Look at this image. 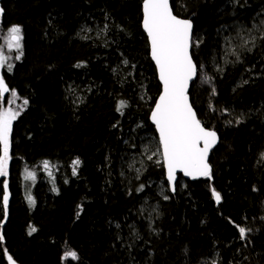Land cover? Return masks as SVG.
I'll return each mask as SVG.
<instances>
[{
	"label": "trees",
	"instance_id": "trees-1",
	"mask_svg": "<svg viewBox=\"0 0 264 264\" xmlns=\"http://www.w3.org/2000/svg\"><path fill=\"white\" fill-rule=\"evenodd\" d=\"M142 2L1 1L0 75L9 92L0 110L10 104L23 112L13 123L8 174L0 176V264L12 263L8 255L18 264H264V0H172L175 14L195 25L192 104L221 138L211 178H180L175 193L149 120L161 85ZM13 25L22 29L19 60L8 48ZM222 28L233 35L243 28L237 39L248 35L253 49L235 38L239 60L230 56L216 72L208 58L222 49ZM120 101L126 106L117 111ZM147 142L158 158L148 159ZM159 182L169 188L163 195ZM237 226L251 230L246 239ZM68 251L78 260L63 259Z\"/></svg>",
	"mask_w": 264,
	"mask_h": 264
},
{
	"label": "snow or ice",
	"instance_id": "snow-or-ice-1",
	"mask_svg": "<svg viewBox=\"0 0 264 264\" xmlns=\"http://www.w3.org/2000/svg\"><path fill=\"white\" fill-rule=\"evenodd\" d=\"M0 8V15L3 14ZM143 28L147 33L150 42V54L155 62L159 79L162 82L163 90L151 113V120L159 133V145L162 148L163 164L166 166L167 181L171 190L175 192V181L177 171L192 179L199 177L211 178V166L208 163V153L217 143V134L214 130L205 128L197 117V113L189 102L188 87L189 82L198 73V65L193 59L190 51L198 42L193 40L192 23L190 20L180 19L173 14L169 0H143ZM9 31L8 48L15 49L20 54L15 58L19 60L23 54L22 49V29L19 25H13ZM247 40L242 46H246ZM238 58V57H237ZM6 63V57L0 52V67ZM127 64V61H124ZM199 67H203L200 65ZM12 65H7V70L11 71ZM9 92V87L3 75H0V97ZM12 95L16 93L12 90ZM24 105L28 100L23 101ZM124 101L119 102L117 111L125 107ZM19 112L11 109L0 110V176L8 174V161L10 157L12 121ZM159 151V149L157 150ZM153 152L148 159L156 155ZM159 163V161H157ZM80 160L75 159L73 164V175L76 174ZM45 169L49 168V162L43 164ZM51 175V173H49ZM35 179L33 172H28L27 177ZM143 185H141V189ZM55 191V189H53ZM140 190V189H138ZM215 201L219 203L222 199L219 192L212 189L211 192ZM165 196L164 199H168ZM30 203H34L31 196L28 197ZM9 203V192L7 181L3 183L2 206L4 217H7ZM79 215V213H77ZM119 227V225H117ZM241 239L247 238V232L251 231L242 226H237ZM37 231L32 228V232ZM4 237L0 235V240ZM63 259L71 258L78 260L75 251H68L63 254ZM8 261L15 264L13 257L8 255Z\"/></svg>",
	"mask_w": 264,
	"mask_h": 264
},
{
	"label": "rangeland",
	"instance_id": "rangeland-1",
	"mask_svg": "<svg viewBox=\"0 0 264 264\" xmlns=\"http://www.w3.org/2000/svg\"><path fill=\"white\" fill-rule=\"evenodd\" d=\"M1 1L0 0V5H1ZM264 25V22L261 23ZM254 29L257 31L259 29V26H255ZM88 34L91 32L90 30L87 31ZM244 33L243 31V28H239V31L237 30L236 32V35H233L232 34V31L229 29V28H225V29H220L218 34H217V38L220 39L219 42H217L218 44H222V49L220 51V48L219 49H215L213 50L212 49V54L209 55V63L208 65L209 66H213V70L216 71V72H219V68L222 66V65H227L229 62H230V59L229 57L232 56L233 58L235 57L236 59L239 60V54L236 53V48L234 47L233 48V44H234V41H235V38L236 40L238 41L239 44H243V41L247 39L248 35L244 34L241 39H237L239 38L242 34ZM264 35V31H263V34ZM241 48H246V49H250L252 50L253 49V42L249 39L248 40V43L246 46H241ZM228 52L229 54L225 55V53H222V52ZM238 57V58H237ZM218 60L221 61V64L218 65ZM254 67H252V71H253ZM7 109H11L12 111L14 112H19V115L17 116V118L12 121V128H13V123L18 119V117L21 115V113L23 112V108L20 107L19 109L11 106L10 104H5L1 110H7ZM152 143V142H151ZM149 143L147 142L145 148H146V152L150 155H152L153 152H156L157 154L152 156V158L156 157L158 158V152L152 148L149 149L148 147ZM161 151V150H159ZM10 157H11V152H10ZM160 159L162 160V155L160 154ZM10 163H11V159L8 161V168L10 166ZM8 184V183H7ZM168 184V187H169V183L167 182ZM179 184V183H178ZM158 186H159V192L160 194H164L165 191L169 190V188L165 187V185L162 183V182H159L158 183ZM8 192H9V187H8ZM9 198H10V192H9Z\"/></svg>",
	"mask_w": 264,
	"mask_h": 264
},
{
	"label": "water",
	"instance_id": "water-1",
	"mask_svg": "<svg viewBox=\"0 0 264 264\" xmlns=\"http://www.w3.org/2000/svg\"><path fill=\"white\" fill-rule=\"evenodd\" d=\"M169 4H170V7H171V9H172V11H173V14L176 15L175 12H174V10H173V7H172L171 0H169ZM176 16H177V15H176ZM177 17L180 18V19L190 20V19H188V18H182V17H179V16H177ZM190 21H191L192 26H193V27H192V31H193V37H194V29H195V25H194V22H193L192 20H190ZM142 22H143V2H142ZM142 28H143V23H142ZM143 31H144V33H145L147 39H148L149 50L151 51V49H150L149 38H148L147 33H146V31L144 30V28H143ZM190 51H191V53H192V48L190 49ZM150 58H151L153 64L155 65V67H156V70H157V76H158L159 83H160V85H161V93H162L163 86H162V82H161L160 79H159L158 68H157L155 62L153 61V59H152V57H151V54H150ZM193 59H194V58H193ZM194 61H195V60H194ZM195 63H196V62H195ZM197 78H198V73H197V75L193 78V80L189 82V87H188V98H189V102H190V104H191L192 106H193V104H192V100H191V97H190V92H191L192 85H193L194 82L197 80ZM161 93H160V94H161ZM159 96H160V95H159ZM159 96H158V98L156 99V102L158 101ZM156 102H155V104H154V106H153V109L155 108ZM153 109H152V110H153ZM193 109L195 110L194 106H193ZM195 112H196V110H195ZM151 113H152V111H151ZM196 113H197V112H196ZM197 117H198V115H197ZM198 119H199V117H198ZM149 120H150L151 125L154 127V129H155V131H156V134H157V136H158V139H159V133H158V131H157V129H156L154 123H153L152 120H151V114H150V118H149ZM203 126H204V125H203ZM204 127H205V126H204ZM205 128H207V127H205ZM208 129H209V128H208ZM211 130H212V129H211ZM214 131H215V130H214ZM215 132H216L217 137H218V139H217V143H216V144L210 149V151H209V153H208V163H209L210 166H211V173H212V169H213V168H212V164H211V156H212L213 152L217 149V147L220 145V142H221V138H220L219 133H218L217 131H215ZM160 149H161V153H162V148L160 147ZM162 160H163V157H162ZM163 165H164V164H163ZM164 170H165V173H166V180H167L166 166H164ZM176 177H177V179H176V181H175V191H176V189H177V186H178V183H179V181H180V178H183L184 180H186V181H190V182H196V181L202 180V179H204V178H207V177H199V178H197V179H192V178L189 177V176H185V175H184L182 172H180V171H177V173H176ZM167 182H168V181H167ZM168 183H169V182H168ZM169 187H170V185H169ZM170 190H171V187H170ZM171 192H172V193H175V192H173L172 190H171ZM9 264H12V263H9ZM15 264H18V263H15Z\"/></svg>",
	"mask_w": 264,
	"mask_h": 264
},
{
	"label": "flooded vegetation",
	"instance_id": "flooded-vegetation-1",
	"mask_svg": "<svg viewBox=\"0 0 264 264\" xmlns=\"http://www.w3.org/2000/svg\"><path fill=\"white\" fill-rule=\"evenodd\" d=\"M198 115V114H197ZM158 137V136H157ZM159 140V139H158ZM161 150V149H160Z\"/></svg>",
	"mask_w": 264,
	"mask_h": 264
},
{
	"label": "bare ground",
	"instance_id": "bare-ground-1",
	"mask_svg": "<svg viewBox=\"0 0 264 264\" xmlns=\"http://www.w3.org/2000/svg\"><path fill=\"white\" fill-rule=\"evenodd\" d=\"M171 3H172V0H171Z\"/></svg>",
	"mask_w": 264,
	"mask_h": 264
}]
</instances>
